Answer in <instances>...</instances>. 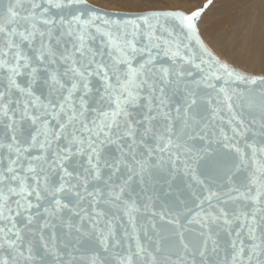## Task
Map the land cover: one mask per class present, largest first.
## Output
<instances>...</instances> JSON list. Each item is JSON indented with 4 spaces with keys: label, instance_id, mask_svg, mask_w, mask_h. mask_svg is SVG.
Here are the masks:
<instances>
[{
    "label": "snow or ice",
    "instance_id": "snow-or-ice-1",
    "mask_svg": "<svg viewBox=\"0 0 264 264\" xmlns=\"http://www.w3.org/2000/svg\"><path fill=\"white\" fill-rule=\"evenodd\" d=\"M212 3L0 0V264H264V62Z\"/></svg>",
    "mask_w": 264,
    "mask_h": 264
},
{
    "label": "bare ground",
    "instance_id": "bare-ground-1",
    "mask_svg": "<svg viewBox=\"0 0 264 264\" xmlns=\"http://www.w3.org/2000/svg\"><path fill=\"white\" fill-rule=\"evenodd\" d=\"M197 2L164 0L161 3L165 8L182 7L192 11L200 6ZM100 3L135 8L141 1L100 0ZM213 7L205 10L200 18V32L205 42L233 66L259 72L264 62V0H215Z\"/></svg>",
    "mask_w": 264,
    "mask_h": 264
},
{
    "label": "rangeland",
    "instance_id": "rangeland-1",
    "mask_svg": "<svg viewBox=\"0 0 264 264\" xmlns=\"http://www.w3.org/2000/svg\"><path fill=\"white\" fill-rule=\"evenodd\" d=\"M139 1H141V4H140L141 7L165 8L163 6V4L161 3L164 0H159L160 2H156L158 0H139ZM191 1H194L195 2V0H191ZM202 1L203 0H198L197 4H198V6L200 5L198 8L203 7V5L207 2V0H204L203 2ZM214 1L215 0H213V2ZM217 1H219V0H217ZM189 2H190V0H185V3H189ZM89 3L95 4V5L99 6V7H102L104 9H108V10L128 11V10L135 9L133 7H129V8H124V7H120V8L119 7H117V8L116 7H111L110 5L108 6V5H105V4L100 3V0H89ZM201 4H203V5H201ZM179 8H182V7H179ZM208 9H214L213 3L206 10H208Z\"/></svg>",
    "mask_w": 264,
    "mask_h": 264
},
{
    "label": "water",
    "instance_id": "water-1",
    "mask_svg": "<svg viewBox=\"0 0 264 264\" xmlns=\"http://www.w3.org/2000/svg\"><path fill=\"white\" fill-rule=\"evenodd\" d=\"M108 10V9H107Z\"/></svg>",
    "mask_w": 264,
    "mask_h": 264
}]
</instances>
